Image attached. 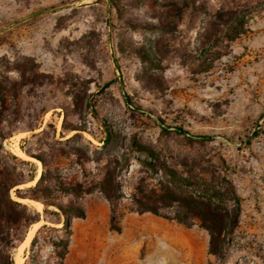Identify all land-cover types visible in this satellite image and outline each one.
Instances as JSON below:
<instances>
[{
  "label": "rangeland",
  "instance_id": "rangeland-1",
  "mask_svg": "<svg viewBox=\"0 0 264 264\" xmlns=\"http://www.w3.org/2000/svg\"><path fill=\"white\" fill-rule=\"evenodd\" d=\"M118 4L0 0V75L8 92H22L5 101L9 120L2 124L11 133L0 139V168L26 178L28 164L7 155L17 156L11 151L16 143L44 159L45 182L55 190L76 183L86 190L57 200L74 199L84 208L89 203L93 214L104 204L107 219L114 207L119 226L124 215L138 213L134 198L160 193V175L143 163L153 158L136 151L133 141L153 147L159 162L175 170H228L242 201L226 264H264V0ZM239 17L243 32L227 39L226 28ZM22 70L30 72L31 87L23 86ZM22 108L28 117L14 115ZM36 115L34 129L20 128ZM103 125L110 130L104 143ZM19 132L25 134L14 137ZM25 160L35 174L38 166L42 170L39 160ZM105 172L119 195L113 206L98 189ZM19 185L9 190L13 199L15 188L27 187ZM26 204L40 220L57 210L48 206L44 213L43 205ZM190 227L192 236L180 241L186 247L156 237L162 264H216L197 221ZM37 229L33 246L34 235L22 250L23 264H64L57 254L65 233Z\"/></svg>",
  "mask_w": 264,
  "mask_h": 264
},
{
  "label": "trees",
  "instance_id": "trees-1",
  "mask_svg": "<svg viewBox=\"0 0 264 264\" xmlns=\"http://www.w3.org/2000/svg\"><path fill=\"white\" fill-rule=\"evenodd\" d=\"M110 1L114 6L119 7L118 0ZM242 32L243 22L239 17L233 21V26L226 28V32L223 35L227 39H233ZM20 73L21 79H23V86L31 87L30 72L22 70ZM6 79L5 76L0 75V139L11 133L6 130L9 128L2 124V122H8L9 120V111L5 107L7 95L13 98L16 95L22 94L20 91L8 92V88L5 86ZM22 97H20L21 101L23 100ZM129 99L130 97L125 96L127 102L130 101ZM16 113H20V116H29L24 108L15 111L14 115ZM37 117L36 115L34 122H27L20 128L24 130L34 129L37 125ZM63 129L69 130V128L64 126ZM177 130L186 133L181 128H177ZM78 132L79 130L76 129L75 134ZM109 138L110 130L106 125H103L101 142L104 143ZM198 138L208 139L209 137L201 135ZM132 145L136 151L153 158L152 162L143 160V163L148 167L156 169L151 171L159 174L161 177V180L158 182L160 193L156 197L141 196V198H134L136 204L134 211L138 213L151 212L156 216L174 220L185 227H190L197 221L198 226L206 230L208 234V253L215 257L216 264H226L231 242L239 223L242 201L234 181L229 176V171L209 168H203L202 170H175L171 166L159 162L158 153L150 145L139 141H133ZM1 148L0 143V150ZM23 152L39 160L43 168L42 170L40 169L39 176L33 185L24 187L23 189L15 188V195L18 198L26 197L27 199L30 198L41 202L44 213L48 211V206H53L57 209L50 210L52 216H45L44 220L54 224L60 223V227L54 228L53 226L42 224L38 227L37 231L52 228L65 233V237L59 240L63 250L57 254V257L62 261L69 243L72 218L84 217L85 208L74 199L67 202L57 200L58 194L73 193L76 196L79 192L86 190H84V186L81 183H76L70 186V188L55 190L56 185L54 186L45 182L46 170H44V159L38 154H33L27 150ZM7 155L13 161L28 164L29 170H27L26 178L20 179L15 176V170H2L0 168V264H14L11 249L21 243L29 226L40 220V214L35 208L13 199L9 194V190L13 186L30 181L35 177L36 174L32 162L21 159L11 153ZM98 189L109 204L113 206L114 201L119 195L113 183V177L108 175L107 172H105L103 179L99 182ZM161 207L170 208V214H161L159 211ZM114 210L115 208L111 207L109 226L111 229L120 231V226L114 224ZM60 215L62 218H60ZM35 241L36 235L31 240V246H33Z\"/></svg>",
  "mask_w": 264,
  "mask_h": 264
},
{
  "label": "crops",
  "instance_id": "crops-1",
  "mask_svg": "<svg viewBox=\"0 0 264 264\" xmlns=\"http://www.w3.org/2000/svg\"><path fill=\"white\" fill-rule=\"evenodd\" d=\"M92 207L87 203L85 216L72 218L64 264H162L156 237L164 235L178 243L193 234L191 227L149 212L124 215L120 231H116L109 226L106 206L101 205L100 214H93ZM200 235L208 241L206 230L201 228ZM143 249L145 253L141 254Z\"/></svg>",
  "mask_w": 264,
  "mask_h": 264
},
{
  "label": "bare ground",
  "instance_id": "bare-ground-1",
  "mask_svg": "<svg viewBox=\"0 0 264 264\" xmlns=\"http://www.w3.org/2000/svg\"><path fill=\"white\" fill-rule=\"evenodd\" d=\"M24 134H25V132H19L14 137L19 138V137L23 136ZM11 151L22 159H29V160L35 161L37 164H39V161L36 158L25 154V152H23L21 150V148L16 143H14L12 145ZM39 173H40V167L38 166L35 177L30 181H27L25 183L20 184L19 186H28V185L34 184L36 182L38 176H39ZM14 198H16L17 200H20L22 202L28 203L30 205L33 204L37 208L42 207V203L39 201H35L32 199H27V198H18V197H14ZM43 222H45V221L41 219V220H39V221H37V222H35L29 226V228L25 234V237L23 238L21 243L16 247V252L14 253V256H13L14 264H23L24 259L21 255L22 250L24 249V247H26L29 244L31 238L33 237V235L35 233V230Z\"/></svg>",
  "mask_w": 264,
  "mask_h": 264
},
{
  "label": "water",
  "instance_id": "water-1",
  "mask_svg": "<svg viewBox=\"0 0 264 264\" xmlns=\"http://www.w3.org/2000/svg\"><path fill=\"white\" fill-rule=\"evenodd\" d=\"M21 198V197H20ZM24 198H26V197H24ZM30 199V198H29ZM20 201V200H19ZM23 203H25V202H23ZM26 204V203H25ZM43 220V219H42ZM45 221V220H44ZM43 223H48V221H45V222H43ZM25 237V236H24Z\"/></svg>",
  "mask_w": 264,
  "mask_h": 264
}]
</instances>
